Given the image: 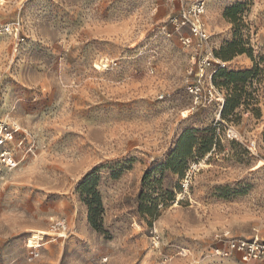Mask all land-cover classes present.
Segmentation results:
<instances>
[{"label": "rangeland", "instance_id": "rangeland-1", "mask_svg": "<svg viewBox=\"0 0 264 264\" xmlns=\"http://www.w3.org/2000/svg\"><path fill=\"white\" fill-rule=\"evenodd\" d=\"M0 123V264H264V0H0Z\"/></svg>", "mask_w": 264, "mask_h": 264}, {"label": "built area", "instance_id": "built-area-1", "mask_svg": "<svg viewBox=\"0 0 264 264\" xmlns=\"http://www.w3.org/2000/svg\"><path fill=\"white\" fill-rule=\"evenodd\" d=\"M203 3H198V5L194 9V17H199L202 12H203ZM185 18V14L181 19ZM184 22V21H182ZM174 24L177 23V19L174 20ZM192 32L194 37H197L200 41L207 40V37L201 27L199 25H194L192 23ZM185 42H189V40H185ZM211 57V58H210ZM211 61H214V65L212 64ZM205 64V66H213L217 69L223 68L225 63L217 60H214L212 57V54L207 56L202 60V65ZM209 95L212 97L214 94H216V91L213 89V87L210 86L208 88ZM188 91L194 96L195 102L197 103L199 99V87L196 85H192L188 88ZM17 129H10L3 124L0 123V147L3 148L5 144H7L10 140L13 139L14 133L17 132ZM0 162L5 165L6 167H11L14 166V159L11 155V153L8 151H3L0 153ZM190 173L191 171L186 174V176L183 178L182 183H181V188L182 190H187L188 185H189V178H190ZM67 230V225L65 220L64 221H57L56 223H53L51 226V231L59 236V238L64 236V233ZM223 255L229 256L231 253H235L240 256L241 260L243 262L251 261V260H261L264 258V242H260L257 239L255 240H250V241H242V240H236V241H231L226 250L223 251ZM30 258H36L37 257V248L32 247V249L29 252Z\"/></svg>", "mask_w": 264, "mask_h": 264}, {"label": "trees", "instance_id": "trees-1", "mask_svg": "<svg viewBox=\"0 0 264 264\" xmlns=\"http://www.w3.org/2000/svg\"><path fill=\"white\" fill-rule=\"evenodd\" d=\"M233 48V45H229L226 48H222L221 51L218 53L219 56L221 58H223L224 60L228 61L229 57L224 56L223 52L227 49L228 51H230ZM222 69V68H221ZM221 69H218V71H221ZM221 73V72H219ZM252 74V71H245V72H239L238 74H229L226 76V78L233 79V78H240L243 77L245 79L248 78V76H250ZM232 83V82H231ZM237 87V86H235ZM233 95L226 100L225 104H224V109L222 110L221 116L223 117V115H229L227 114V111L229 113H231V115L234 114V112H236L240 106H241V91L242 90H237V88H233ZM194 133L193 132H188L184 133L181 138L179 139L178 143H177V148L176 151L174 152V156H176V158H183V159H187L193 149L195 148V139H194ZM181 154L183 156H181ZM91 182H84L80 188H84L87 185H89ZM95 201H96V206L98 207V210H94L92 205H89V214H88V220L90 222V224L95 226V220L93 219V215L94 218H96L97 213H99V210L101 209V202L98 199L97 194L95 193L94 195Z\"/></svg>", "mask_w": 264, "mask_h": 264}, {"label": "bare ground", "instance_id": "bare-ground-1", "mask_svg": "<svg viewBox=\"0 0 264 264\" xmlns=\"http://www.w3.org/2000/svg\"><path fill=\"white\" fill-rule=\"evenodd\" d=\"M37 236L36 235H33V238H36Z\"/></svg>", "mask_w": 264, "mask_h": 264}]
</instances>
